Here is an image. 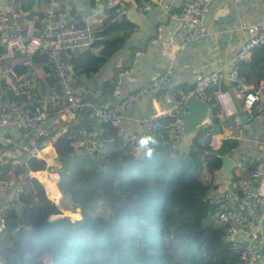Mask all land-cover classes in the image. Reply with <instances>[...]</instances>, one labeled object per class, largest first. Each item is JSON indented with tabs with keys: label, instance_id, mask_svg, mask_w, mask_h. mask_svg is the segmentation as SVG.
I'll list each match as a JSON object with an SVG mask.
<instances>
[{
	"label": "trees",
	"instance_id": "obj_1",
	"mask_svg": "<svg viewBox=\"0 0 264 264\" xmlns=\"http://www.w3.org/2000/svg\"><path fill=\"white\" fill-rule=\"evenodd\" d=\"M13 3V10L20 14L18 21L27 28L28 21L37 16L27 19L33 13L34 0H13ZM6 15L11 17L12 11L8 10ZM122 21L115 22L114 28L108 25L93 34L90 48L70 52L71 76L87 74L100 67L105 58L91 51L92 46L102 44L101 52L108 56L121 47L127 33L107 40L99 37L121 28ZM6 51L0 46V52ZM7 52V62L14 58L18 63L17 72L24 71L26 66L20 61L23 56H11ZM250 55L239 62V73L257 83L264 78V43L255 47ZM33 58L39 60L41 56L34 53ZM110 80L106 83L109 88ZM219 86L224 88L226 82L213 84L206 91L211 96L209 102L214 114L211 121L203 125L202 131L193 136L187 146L180 144L181 138L171 137L166 125L144 130L142 136L132 142L127 139L129 133L125 128L124 134L119 136L110 123L98 122L97 118L93 148L73 147L74 136L68 138L67 132L54 138L60 161L58 189L62 197L67 198L64 207L69 205L75 210L64 211L71 213L70 216L81 214L77 219L68 215L49 218L62 213L54 202L60 192L54 185L52 195L55 197L50 199L44 184L31 177L29 170H44L46 161L25 151L26 138L11 124L19 131L15 146L20 149L21 157L12 164L7 155L0 156V175L8 180L21 173L27 182L22 183L21 189H15V199L5 201L0 196L4 207L0 264H234L240 261L230 243L224 240L223 223L213 219L219 202L210 201L212 197H219L226 183L239 182L251 170L247 167L237 173L233 168L232 178L224 177L219 171L222 154L249 153L239 150V140L234 136L222 138L216 147L211 143L212 132L220 131L221 122L226 120L216 114L218 109L212 97ZM175 87L169 89L178 95L187 89L180 85ZM85 99L105 103L93 97ZM169 119L165 117L164 123ZM1 134L7 135V130ZM199 136L203 139L199 140ZM143 137L151 139L135 154L131 147L140 145ZM13 142L5 143L0 139V149L4 150ZM98 157L104 160L99 163ZM206 177H209L208 183L202 186L200 178ZM55 181L51 180L54 184ZM8 185L11 187L13 183ZM101 202L107 208L106 213L98 212ZM76 207L80 208V213Z\"/></svg>",
	"mask_w": 264,
	"mask_h": 264
},
{
	"label": "built area",
	"instance_id": "obj_2",
	"mask_svg": "<svg viewBox=\"0 0 264 264\" xmlns=\"http://www.w3.org/2000/svg\"><path fill=\"white\" fill-rule=\"evenodd\" d=\"M211 2L186 0L181 4L176 13V34L182 41L204 37L207 31L204 18ZM13 5V0H0V46L9 51L11 56L22 55L20 61L26 69L17 72L16 60L13 58L7 62L8 52H0V122L11 123L19 128L21 135L26 138L23 147L30 156L44 158L41 142L49 135L48 121L51 117L56 119L66 114L90 112L98 122L110 123L120 136L125 132L122 125L125 112L150 93H154L165 108L139 115L141 127L151 131L166 125L171 137L180 139L183 119L178 109L184 98L193 92L209 101L211 96L206 92L208 87L218 85L224 79L233 84L247 116L262 119L263 132L259 139L258 154L240 152L234 158L237 173L251 168L247 176L236 182L235 186L232 182L226 183L219 197H212L210 201L219 202L214 221L223 223L224 240L230 243L240 258L234 264H260L258 242L264 230V78L255 84L246 80L239 73V62L247 59L255 47L264 43V20L243 27L247 36L241 41L227 72H204L192 87L178 95L166 88L172 75V69L167 68L123 97L100 104L93 99H85L75 89L69 72L68 53L83 51L93 41L92 28L88 23L79 22L71 16L62 17L72 11L70 2L47 0L43 13L28 21L27 28L18 21L17 16L20 14L13 10ZM8 10L12 11L11 17L6 15ZM34 53L41 58L34 60ZM212 97L222 114L236 112L229 90L219 86ZM168 116L171 119L165 124L164 118ZM208 133L206 130L205 134ZM70 134H67L68 138ZM85 147L88 150L92 143L90 147L88 144ZM25 181L23 175L18 173L8 180L0 178V186L13 183L15 189L19 190ZM3 215L4 207L0 204V225L4 221Z\"/></svg>",
	"mask_w": 264,
	"mask_h": 264
},
{
	"label": "crops",
	"instance_id": "obj_3",
	"mask_svg": "<svg viewBox=\"0 0 264 264\" xmlns=\"http://www.w3.org/2000/svg\"><path fill=\"white\" fill-rule=\"evenodd\" d=\"M68 1L72 6V11L69 15H62V17L71 16L75 17L79 22L88 23L92 28L93 34L99 33L108 25L113 27L115 22H119L122 19L120 26L121 28L122 26L126 27L114 30L109 35L99 37L102 40H107L116 34L127 33L125 39L121 41V47L111 56L101 52L102 44L98 43L91 47V51L105 58L97 70L87 74L72 75L74 84H76L74 85L75 89L83 97L101 99L105 103L123 97L129 91L141 86L151 76L167 68L172 69V75L166 85L167 89L176 88V85L184 86L185 88L191 87L204 72L215 70L227 72L231 67L241 41L247 36L243 27L250 23L264 20V0H212L204 18L207 26L204 37L192 41H182L176 34V13L186 0ZM46 5V0H34L32 5L33 13H30L31 16H28L27 19L38 15L39 12L43 13ZM34 10L38 11V13H35ZM22 22L25 24V20H22ZM70 52L76 53L78 51ZM70 52L67 55V60ZM69 67L71 70V64L70 66L68 65ZM118 68L120 71H117ZM244 72L246 71L244 70ZM109 80L111 88L106 86ZM113 80L114 83H111ZM249 80L251 83H255L252 79ZM223 81L226 82V86L223 89H227L231 93L236 112L231 115H224L221 113L220 108L216 106L218 109L216 114L226 117V120L221 122L220 131L212 132L211 143L216 147L220 145L222 138L234 136L239 140V150H247L251 154H258L259 139L263 132L262 119L260 117L249 118L233 84L226 79ZM162 108H165L164 104L157 101L154 93H150L125 112L123 125L126 132L129 133L130 141H136L144 132L138 121V116L144 113H153ZM213 115L211 105L209 122ZM242 115L248 121L242 120ZM95 118L90 112L75 113L73 115L66 114L62 117L57 116L56 119L51 117L48 121L49 135L43 140L46 144L44 149L53 152H50L51 154L48 157L44 156L42 159L45 161L51 159L52 162L55 159L59 161L53 140L65 132L67 134L71 133V137L74 136L73 147H81L86 150L85 145L88 144L90 147L91 143L94 147L96 144L92 136L97 133L98 125ZM6 130L7 135L1 134ZM0 139L5 143L14 141L6 148L1 147L4 150L0 149V156L3 158L7 155V159L12 164H16L21 157L20 149L15 146V142L19 139L18 129L11 123L0 122ZM131 148L135 150L134 147ZM100 152L102 153V151ZM29 171L31 177H36L44 184L45 189L48 185L50 187L48 191L50 189L53 190L55 184L51 180H55L56 177L50 178V181H48L45 176L48 171ZM48 176H51L49 172ZM0 178L3 177L0 175ZM208 178H200L202 186L208 183ZM56 188L60 192L57 184ZM52 190L48 192L50 195ZM0 196L5 201L15 199L17 191L14 185H11V187L9 185L0 186ZM58 196L62 197L61 192ZM54 202L56 201L54 200ZM258 259L260 264H264V230L258 242Z\"/></svg>",
	"mask_w": 264,
	"mask_h": 264
},
{
	"label": "water",
	"instance_id": "obj_4",
	"mask_svg": "<svg viewBox=\"0 0 264 264\" xmlns=\"http://www.w3.org/2000/svg\"><path fill=\"white\" fill-rule=\"evenodd\" d=\"M178 113L183 119L182 136L180 144L187 146L193 136L202 131L203 125L209 121L211 116V104L209 101L202 99L193 92L189 93L183 100V103L178 109ZM242 120L248 121L244 115L241 116ZM203 136H199V140H202ZM53 148L52 146H50ZM143 147L138 145L135 147V154H138ZM49 150L42 149L41 154L47 156ZM235 155L224 153L221 155L222 162L219 171L224 177L232 178L234 175L233 168L235 166ZM103 157H98L97 162L103 161ZM233 186L236 185V181L232 182ZM62 215H68L64 213ZM70 216V215H68ZM71 217V216H70Z\"/></svg>",
	"mask_w": 264,
	"mask_h": 264
},
{
	"label": "rangeland",
	"instance_id": "obj_5",
	"mask_svg": "<svg viewBox=\"0 0 264 264\" xmlns=\"http://www.w3.org/2000/svg\"><path fill=\"white\" fill-rule=\"evenodd\" d=\"M46 138H44V140H45ZM44 140H43V142H41V144H42V146L43 147H45L46 146V144L44 143ZM52 145V144H51ZM87 150V149H86ZM134 151V150H133ZM44 156V155H43ZM48 162V163H47ZM60 167V161H56V159L52 162V160L50 159V160H48V161H46V167L44 168V170H46V171H48L49 173H50V177L48 176V172L46 173V179L48 180V181H50V178H55L56 177V181H55V185L57 184V182H58V180H59V178H60V175H59V173H58V168ZM40 178V177H39ZM41 179V178H40ZM42 180V179H41ZM27 181H25V183H26ZM44 182V181H43ZM51 183V182H50ZM58 186V185H57ZM48 188H50L48 185H47V191H46V189H45V191H46V194H47V196H48V193L47 192H49V191H51L52 189H50L49 191H48ZM52 195V194H51ZM53 196V198L55 197L54 195H52ZM49 197V196H48ZM50 198V197H49ZM55 200H56V204H58V207H60V209H61V212L62 213H57V214H55V217H50L49 216V218H51V219H53V218H56V216L58 217V216H61L62 214H63V211L64 210H71L72 209V206H69L68 205V207H64V204H66V201H67V198H63V197H55ZM104 204H102V202L100 203V206H99V208H98V212H100V213H106V211H107V208L105 207V206H103ZM75 209H78L79 210V213H80V208L79 207H76ZM72 211H75V210H73L72 209ZM64 213H65V211H64ZM71 214V213H70ZM69 214V215H70ZM51 215V214H50ZM80 216H81V214H80ZM79 216V217H80ZM79 217H76V216H71V218L72 219H77V218H79ZM213 219H214V215H213Z\"/></svg>",
	"mask_w": 264,
	"mask_h": 264
},
{
	"label": "clouds",
	"instance_id": "obj_6",
	"mask_svg": "<svg viewBox=\"0 0 264 264\" xmlns=\"http://www.w3.org/2000/svg\"><path fill=\"white\" fill-rule=\"evenodd\" d=\"M150 139H151L150 137H143V138H141L140 145H141L142 147L147 146L148 143H149V140H150ZM41 159H42V158H41Z\"/></svg>",
	"mask_w": 264,
	"mask_h": 264
},
{
	"label": "bare ground",
	"instance_id": "obj_7",
	"mask_svg": "<svg viewBox=\"0 0 264 264\" xmlns=\"http://www.w3.org/2000/svg\"><path fill=\"white\" fill-rule=\"evenodd\" d=\"M50 152H53V151H48V153H47V157L51 154ZM50 198H52L53 199V196L52 195H50Z\"/></svg>",
	"mask_w": 264,
	"mask_h": 264
}]
</instances>
